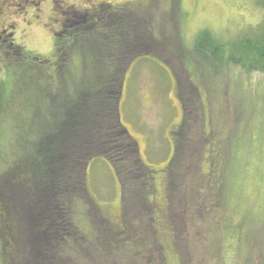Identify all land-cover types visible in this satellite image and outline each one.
I'll use <instances>...</instances> for the list:
<instances>
[{
    "label": "rangeland",
    "instance_id": "1",
    "mask_svg": "<svg viewBox=\"0 0 264 264\" xmlns=\"http://www.w3.org/2000/svg\"><path fill=\"white\" fill-rule=\"evenodd\" d=\"M39 7V20L32 15L30 23L21 20L16 29V40L27 50L21 55L23 65L10 77L0 76L12 93V98L0 94V101L8 107L7 111L0 107V175L21 161L30 137L38 136L43 122L55 116L73 87L68 69L61 75L50 71L55 70L59 48L64 47L65 31L59 28L62 18L67 29L71 19L79 22L78 29H92L96 12L103 7H121L122 13L133 9L136 17L148 19L152 29H160L168 46L173 43L182 49L179 54L186 56L190 72L167 48L157 50V56L135 57L125 71L119 102L121 122L136 141L142 161L153 169L149 200L158 208L152 211L155 239L146 233L144 217L139 218L140 225L129 219L131 229L141 234L139 240L145 244L159 242L160 246L143 251L132 235L124 233L121 186L111 164L97 157L90 160L85 174V199L73 205L71 222L80 237H69L57 251L50 250V258L56 264H181L172 217L167 213L171 199L173 218L183 227L178 246L185 255L184 264H264V76L226 65L215 80L197 78L191 61L192 45L200 31L231 41L261 21L264 9L255 0H43ZM35 9L26 7L33 14ZM209 63L217 72V63ZM68 64L77 72L81 58L75 55ZM26 67L33 76L27 80L29 89L17 75H25ZM178 76L186 86L185 102L194 120L184 134V159L173 179L175 195L168 198L165 170L174 150L173 130L185 112ZM19 99L26 100L20 103ZM201 179L203 190L202 194L196 191L201 199L194 216L189 213L187 194L194 192ZM218 187H222L219 201L210 213L206 210L213 207L212 196ZM192 220L195 229L189 233L186 227ZM73 225L68 232L74 231ZM15 233V222L8 223L4 236L0 229V264H32L22 253L27 245H21Z\"/></svg>",
    "mask_w": 264,
    "mask_h": 264
},
{
    "label": "trees",
    "instance_id": "2",
    "mask_svg": "<svg viewBox=\"0 0 264 264\" xmlns=\"http://www.w3.org/2000/svg\"><path fill=\"white\" fill-rule=\"evenodd\" d=\"M255 4L264 9V0H255ZM117 9L119 11L101 8L96 12L92 29H78L80 24L74 19H71L73 22L69 29H63L64 47L59 48L60 56L55 62L57 65L55 64V70L52 68L50 71L61 75L68 69L73 77V82L70 81L73 84L71 92L67 93L64 105L58 110L55 109V116L43 122L38 136L32 140L30 137L21 161L12 164L7 172L0 175L1 234L4 236L8 223L15 222V234L19 236L20 244L27 245L22 252L24 258L32 264H56L50 258V250L57 251L65 242H69V237H80L71 222L73 205L85 199V174L90 160L97 157H103L111 164L121 186L124 202L123 224L127 226L124 233L132 235L137 240L135 242L139 249L143 251L150 250L151 246H160L159 242L145 244L142 239L139 240L141 234L136 235L131 229L129 219L134 218L135 224L137 222L140 225L139 218L144 217L148 223L145 231L155 239L156 228L152 211L155 208L158 211V208L154 200L152 203L149 200L152 194L153 169L142 161L136 141L121 122L119 102L125 71L135 57L148 54L157 56V50L164 51L167 48L172 55L178 56L184 64V70L189 72L187 58L184 53L180 56V47L177 49L173 43L168 46L169 40L165 41L160 29H152V24L147 23L145 16L136 17L132 8L131 13H127V10L120 12L123 9L121 7ZM98 19L101 22L97 23ZM254 25L227 42L210 31H200L192 45L194 57L191 59L197 69V78L215 80V77L217 79L218 75H222L226 65L264 76V17ZM25 51L27 52L26 49ZM75 55L81 58V67L77 72L68 64ZM6 57L9 61L13 59L11 54ZM20 59L23 58L19 56L12 63L15 67L12 71L20 68L17 65L22 66ZM209 62L217 63V72ZM26 68L30 70L27 69L25 75L18 78H22L25 88L29 89L27 80L33 79V76L31 68ZM1 83L0 94L12 98L11 91ZM194 83L191 85H195ZM177 87L184 101L185 112L181 123L173 130L174 150L171 162L165 170L168 198L175 195L173 179L180 173L184 159V134L194 120L189 115L185 102L186 86L180 76L177 77ZM44 92L49 94L50 87L45 88ZM19 100L22 103L26 99ZM0 106L2 111H7V104L0 101ZM237 106L239 107L238 104ZM196 166L197 164L194 171L198 169ZM202 181L203 179L196 184L199 188L194 185V192L187 194L191 201L188 206L190 215L196 216L201 199V195L200 198L197 197L196 191L202 194ZM221 190L222 187L215 189L211 202L213 207H208L206 211L211 213L215 209ZM133 201L137 204H133ZM170 203L171 199L167 213L172 217L173 241L175 240L177 253L182 257L180 262L184 264L185 255L178 246L179 232L183 227L179 228V220L173 218ZM71 225L76 233L72 230L68 232ZM194 229L192 220L186 231L190 233ZM2 241L5 247L4 238ZM13 243L18 245L14 241ZM149 256L150 254V260Z\"/></svg>",
    "mask_w": 264,
    "mask_h": 264
},
{
    "label": "flooded vegetation",
    "instance_id": "3",
    "mask_svg": "<svg viewBox=\"0 0 264 264\" xmlns=\"http://www.w3.org/2000/svg\"><path fill=\"white\" fill-rule=\"evenodd\" d=\"M14 1L15 0H0V76H5V78L7 76L10 77L11 75L9 74L11 73L12 68H15L12 66V63L14 64L19 56L23 58L21 55L27 54L24 44H21L16 40V29H19V23L21 20L25 21L27 24L30 23V17H32V15L38 17L39 20L40 17L38 14H40L41 10L39 5L43 0H37L36 2L24 0L23 4H17L14 3ZM54 2H56V0H54ZM32 5L36 8V14L30 13L26 10L27 6L32 7ZM11 7L17 8L14 9V12H9V8ZM17 13H21L22 16H18ZM64 20L65 18H62L61 25L59 26L60 29H67V24H64ZM7 54L13 56L12 61L8 60L6 57ZM21 65H23V63H21ZM17 66L20 67V65ZM18 75L20 76V74ZM3 80V78H0V83ZM2 85H4V82Z\"/></svg>",
    "mask_w": 264,
    "mask_h": 264
}]
</instances>
